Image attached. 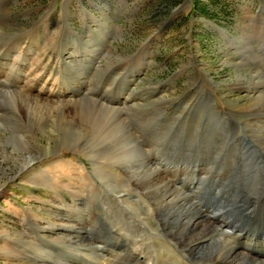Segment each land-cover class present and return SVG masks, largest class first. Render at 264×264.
I'll use <instances>...</instances> for the list:
<instances>
[{"label": "rangeland", "instance_id": "374dc122", "mask_svg": "<svg viewBox=\"0 0 264 264\" xmlns=\"http://www.w3.org/2000/svg\"><path fill=\"white\" fill-rule=\"evenodd\" d=\"M251 64L264 75V0H0V264H131L127 245L144 264H195L163 230V182L150 189L109 138L132 130L200 206L208 172L264 186V146L230 106L249 104L232 84Z\"/></svg>", "mask_w": 264, "mask_h": 264}, {"label": "bare ground", "instance_id": "6f19581e", "mask_svg": "<svg viewBox=\"0 0 264 264\" xmlns=\"http://www.w3.org/2000/svg\"><path fill=\"white\" fill-rule=\"evenodd\" d=\"M233 39L230 38V42L236 49H247V52H243L244 55L250 53V50L253 49L250 45L241 46L239 41H234ZM248 67H252L250 77L244 78L241 75L232 85L234 88L250 92V102L249 104H241L238 100H234L230 101V106L236 108V115L251 118L250 120L253 121L252 127H254L252 133L264 146V75H259L256 66H253V64ZM200 74L203 75L202 73ZM244 79L247 82H243ZM211 84L215 85L213 82ZM219 99L222 101V104L228 101L222 98L221 95H219ZM120 102L123 101L121 100ZM187 106L189 105L187 104ZM85 127L87 128V126ZM114 131L112 130V132ZM229 133L227 132V134ZM70 137V134L64 136L66 139ZM109 139H111V142L117 140L113 143L115 146L111 148L119 154L118 156L128 169L136 166L135 168L138 170H136L138 172L137 174L145 178V183L148 181L147 178L150 179V182H147V186L150 189L152 188L153 183L151 181L153 179L163 182L159 186L156 185L157 187L151 189L154 197L161 195L162 198H165V201L159 204V210L157 209L159 211V218L163 221V230L175 242L174 247L184 252L190 261L195 264H264V186L254 187L249 191H242L238 188L240 183L237 185L234 179L229 178H235V173H227L226 183L234 185L229 186L225 184L220 185V177L218 174L213 176L209 172L206 174L204 171L206 177L202 179L201 184L203 185V193L198 198L201 203L200 206L186 193L180 192L177 190L178 188L172 186L168 182V179L164 175H161L157 169L158 167L155 168L147 164L144 153L137 147L139 142L136 139V133L132 130L124 126L116 135L113 134ZM224 140L225 137H220L219 142L221 143ZM207 141L210 142L212 148H216L219 151L216 143H213L211 140ZM135 146L137 148L136 153L134 152ZM209 154L210 152L208 151L207 155ZM212 155L208 159L212 161L210 163L214 162V157L220 156L216 151L214 152V156ZM17 159L19 160V164L16 167L20 170L27 168L32 161V158L27 155L25 156V154L24 156H17ZM180 166L177 164L175 169L179 170ZM190 166L185 164L182 167V173H190ZM248 166L253 169L244 173V179L250 180L256 172H260L259 170L262 166L258 163H250ZM210 179H212V182L217 181L219 183L210 185ZM262 179L263 177L260 176L257 184L262 185ZM124 251L126 255H129L127 260L131 264H144L140 261V257L134 254L128 245L124 247ZM99 261L101 262V260ZM166 263L176 264L177 262L173 257H168ZM181 264L183 263L181 262Z\"/></svg>", "mask_w": 264, "mask_h": 264}, {"label": "water", "instance_id": "95a60500", "mask_svg": "<svg viewBox=\"0 0 264 264\" xmlns=\"http://www.w3.org/2000/svg\"><path fill=\"white\" fill-rule=\"evenodd\" d=\"M187 1H189V0H187Z\"/></svg>", "mask_w": 264, "mask_h": 264}]
</instances>
